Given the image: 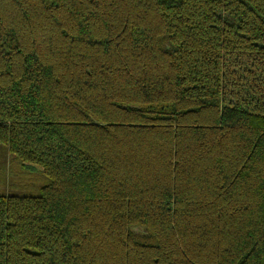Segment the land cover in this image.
I'll return each mask as SVG.
<instances>
[{
    "label": "trees",
    "instance_id": "obj_1",
    "mask_svg": "<svg viewBox=\"0 0 264 264\" xmlns=\"http://www.w3.org/2000/svg\"><path fill=\"white\" fill-rule=\"evenodd\" d=\"M0 157V264H264V0H0Z\"/></svg>",
    "mask_w": 264,
    "mask_h": 264
},
{
    "label": "rangeland",
    "instance_id": "obj_2",
    "mask_svg": "<svg viewBox=\"0 0 264 264\" xmlns=\"http://www.w3.org/2000/svg\"><path fill=\"white\" fill-rule=\"evenodd\" d=\"M259 56L252 53L233 55L226 59L227 71L234 77L229 83L227 94L232 102H238L239 98L251 99L255 102L256 96L261 90L263 76ZM231 85V87H230ZM229 94V95H228ZM254 95V96H253ZM8 161L0 157V169L8 166ZM40 172V170H38Z\"/></svg>",
    "mask_w": 264,
    "mask_h": 264
}]
</instances>
